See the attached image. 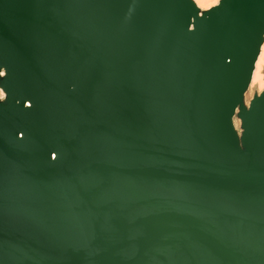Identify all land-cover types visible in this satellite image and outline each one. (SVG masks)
<instances>
[{
	"label": "water",
	"instance_id": "95a60500",
	"mask_svg": "<svg viewBox=\"0 0 264 264\" xmlns=\"http://www.w3.org/2000/svg\"><path fill=\"white\" fill-rule=\"evenodd\" d=\"M264 0H0V264H264Z\"/></svg>",
	"mask_w": 264,
	"mask_h": 264
},
{
	"label": "bare ground",
	"instance_id": "6f19581e",
	"mask_svg": "<svg viewBox=\"0 0 264 264\" xmlns=\"http://www.w3.org/2000/svg\"><path fill=\"white\" fill-rule=\"evenodd\" d=\"M198 7L201 9H210L216 6L220 0H194ZM264 67V45L262 47L261 55L256 64V70L253 75V81L251 84V88L258 87L259 91L264 90V75L262 73Z\"/></svg>",
	"mask_w": 264,
	"mask_h": 264
},
{
	"label": "rangeland",
	"instance_id": "374dc122",
	"mask_svg": "<svg viewBox=\"0 0 264 264\" xmlns=\"http://www.w3.org/2000/svg\"><path fill=\"white\" fill-rule=\"evenodd\" d=\"M262 73L264 75V67H263ZM255 92H260L257 86L251 88L249 95H248V98L250 99Z\"/></svg>",
	"mask_w": 264,
	"mask_h": 264
}]
</instances>
